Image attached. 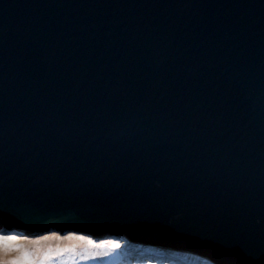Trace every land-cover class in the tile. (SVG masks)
Instances as JSON below:
<instances>
[{
	"label": "water",
	"instance_id": "95a60500",
	"mask_svg": "<svg viewBox=\"0 0 264 264\" xmlns=\"http://www.w3.org/2000/svg\"><path fill=\"white\" fill-rule=\"evenodd\" d=\"M0 224L264 264V0H0Z\"/></svg>",
	"mask_w": 264,
	"mask_h": 264
},
{
	"label": "rangeland",
	"instance_id": "374dc122",
	"mask_svg": "<svg viewBox=\"0 0 264 264\" xmlns=\"http://www.w3.org/2000/svg\"><path fill=\"white\" fill-rule=\"evenodd\" d=\"M49 237H54V239H49ZM0 238H14L18 242L17 246L19 247H22V244H32V242L38 240L42 241V243L49 244V242L53 240V242L48 246V249L45 250H51L52 259L42 260V264H117V262L127 263L129 260H132L130 256L135 255L134 250L127 247H125V249L124 247H120L121 243L124 240L126 241V239L122 236L120 237L119 235L114 237L105 236L102 238H96L83 232L65 231L62 233L48 232L29 238L17 231L15 232L14 230H9L8 226L0 224ZM55 242L61 244H59L57 248L52 249L51 247L56 244ZM129 244L132 243L129 242ZM132 245L138 246V248L143 247L141 245H137V243H133ZM143 248H146L144 255L150 256L149 259H145L146 264H153L152 257L158 258L159 261H164L168 258L167 256H170L171 259L178 258V261L175 263L169 258L167 262L171 264H192V262H188L186 259H191L192 256H195V261H197V259L202 260L199 256L178 253L172 248L154 247L150 245H144ZM65 249L68 250L65 251ZM123 249L124 251H122ZM58 252L62 254H57ZM170 252L178 255L172 258V254H170ZM14 256L15 253L12 258H14ZM124 257L126 260H124ZM129 262L133 264V261ZM209 263L217 264L211 261H209Z\"/></svg>",
	"mask_w": 264,
	"mask_h": 264
},
{
	"label": "snow or ice",
	"instance_id": "6c2138e0",
	"mask_svg": "<svg viewBox=\"0 0 264 264\" xmlns=\"http://www.w3.org/2000/svg\"><path fill=\"white\" fill-rule=\"evenodd\" d=\"M42 241H34L28 247H19L14 238H0V245L3 248V259L0 264H37V261L52 259V252L49 249L44 251L38 247ZM115 247V246H114ZM68 249H65L67 251ZM15 253L14 258L9 259V254ZM62 254V253H57Z\"/></svg>",
	"mask_w": 264,
	"mask_h": 264
},
{
	"label": "trees",
	"instance_id": "16d2710c",
	"mask_svg": "<svg viewBox=\"0 0 264 264\" xmlns=\"http://www.w3.org/2000/svg\"><path fill=\"white\" fill-rule=\"evenodd\" d=\"M120 247H124V249H125V247H127V248H129V249H131V250H134V252H135V255H133V256H130L131 258H132V260H139V261H146L145 259H149L150 258V256H145L144 255V253H145V249L146 248H138V246H135V245H132V244H129V242H127V241H123L122 243H121V245H120ZM124 249L122 250V251H124ZM128 251V250H127ZM170 254H172V258H174L175 256H177L178 254H176V253H172V252H170ZM145 257H147V258H145ZM168 258H166L164 261H159V259L158 258H156V257H152V260H153V264H171V263H169V262H167V260L170 258V256H167ZM127 258V257H126ZM171 259V258H170ZM187 259V261L188 262H192V264H210L208 261H206L205 259H203L202 258V260L200 259H197V261H195V260H193V258H191V259H189V258H186ZM172 260V262L174 261V263L175 262H177L178 261V258H174V259H171ZM174 263H172V264H174Z\"/></svg>",
	"mask_w": 264,
	"mask_h": 264
},
{
	"label": "bare ground",
	"instance_id": "6f19581e",
	"mask_svg": "<svg viewBox=\"0 0 264 264\" xmlns=\"http://www.w3.org/2000/svg\"><path fill=\"white\" fill-rule=\"evenodd\" d=\"M48 232L50 233V232H52V233H54L53 231H51V230H48ZM54 235V234H53ZM29 238L31 237V236H29V235H27ZM110 237H114V235H110ZM121 237V236H120ZM49 239H54V237L52 238H50L49 237ZM53 242V240H51L50 242H49V244L47 243H41L38 247H40L41 249H43L44 251L46 250V249H48V246L51 244ZM56 244L54 245V246H52L51 248L52 249H55V248H57L58 246H59V244H61V243H58V242H55ZM31 244H22V247H25V248H28L29 246H30ZM3 248H2V245L0 246V261H2V259H3ZM14 255V253H10L9 254V259H12V256ZM187 255H189V254H187ZM192 258H193V260H196V258H195V256H192Z\"/></svg>",
	"mask_w": 264,
	"mask_h": 264
},
{
	"label": "clouds",
	"instance_id": "9594fccd",
	"mask_svg": "<svg viewBox=\"0 0 264 264\" xmlns=\"http://www.w3.org/2000/svg\"><path fill=\"white\" fill-rule=\"evenodd\" d=\"M37 264H42V261H39V260H38V261H37Z\"/></svg>",
	"mask_w": 264,
	"mask_h": 264
}]
</instances>
